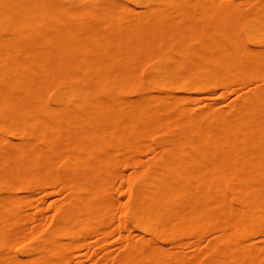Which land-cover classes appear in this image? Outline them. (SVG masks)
Wrapping results in <instances>:
<instances>
[{"label": "bare ground", "instance_id": "obj_1", "mask_svg": "<svg viewBox=\"0 0 264 264\" xmlns=\"http://www.w3.org/2000/svg\"><path fill=\"white\" fill-rule=\"evenodd\" d=\"M233 81L255 84L186 102ZM55 184L53 226L26 231ZM1 190L0 264H65L115 229L111 264H264V0H0Z\"/></svg>", "mask_w": 264, "mask_h": 264}, {"label": "rangeland", "instance_id": "obj_2", "mask_svg": "<svg viewBox=\"0 0 264 264\" xmlns=\"http://www.w3.org/2000/svg\"><path fill=\"white\" fill-rule=\"evenodd\" d=\"M254 82L241 83L237 81L230 82L229 88L222 84L209 87L200 92H193L194 97L187 98L186 102L197 108L208 107V102H217L221 107H229L235 99L242 93H244ZM197 97V98H196ZM200 97V98H199ZM151 154L144 153L142 158L148 160L151 158ZM137 166L128 165L125 167V180L123 184L119 181L117 184L116 194L117 197L124 200L127 198L125 188L127 185L126 178L129 173L134 170ZM4 193V190L0 191V194ZM68 193L60 184L48 186L44 189H38L29 194V202L23 208L25 218L23 225L26 231L31 232L33 229L36 230L39 227L46 226L50 228L53 226L52 217L55 213V205L57 202L63 201L67 198ZM43 210V216L35 217L38 210ZM121 216V210H117L115 217V223L119 222ZM117 225H113L111 229H114ZM123 233H135L124 230ZM210 234L206 235L202 240L201 245H205L208 242ZM90 245H85L79 250H74V259H70L65 264H111L113 259L119 254L123 247L124 241H122V232L118 229L112 231L108 237L107 246L105 248L100 247L98 243L99 236L93 234L90 236ZM254 239L264 242V234H254ZM195 244L186 243V249L193 253ZM78 258L80 261H75Z\"/></svg>", "mask_w": 264, "mask_h": 264}]
</instances>
